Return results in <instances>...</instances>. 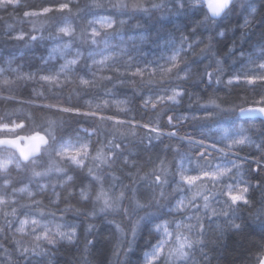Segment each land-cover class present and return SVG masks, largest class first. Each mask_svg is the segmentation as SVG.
<instances>
[{
  "label": "clouds",
  "instance_id": "obj_1",
  "mask_svg": "<svg viewBox=\"0 0 264 264\" xmlns=\"http://www.w3.org/2000/svg\"><path fill=\"white\" fill-rule=\"evenodd\" d=\"M0 264H264V0H0Z\"/></svg>",
  "mask_w": 264,
  "mask_h": 264
}]
</instances>
